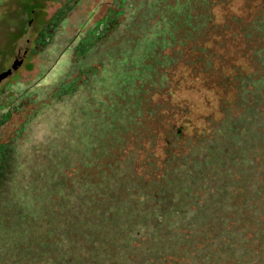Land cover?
<instances>
[{"label": "rangeland", "instance_id": "rangeland-1", "mask_svg": "<svg viewBox=\"0 0 264 264\" xmlns=\"http://www.w3.org/2000/svg\"><path fill=\"white\" fill-rule=\"evenodd\" d=\"M186 2L0 0V72L13 67L0 79V264H172L181 253L208 264L264 223V76L245 80L211 139L164 145L155 94L196 32ZM223 40L215 59L243 52L233 64L248 71L251 46ZM214 91L175 102L200 120ZM177 148L187 154L170 156ZM153 242L166 244L163 261Z\"/></svg>", "mask_w": 264, "mask_h": 264}, {"label": "trees", "instance_id": "trees-1", "mask_svg": "<svg viewBox=\"0 0 264 264\" xmlns=\"http://www.w3.org/2000/svg\"><path fill=\"white\" fill-rule=\"evenodd\" d=\"M241 1L238 5H230V3L226 4L225 0H188L183 5L186 8L183 11L187 15L195 14L192 21L197 24L196 32L190 42L186 43L182 49L177 47L180 54L170 68V80L166 89L161 94H155L164 97V104L167 105L168 118L165 122L168 124V131L166 132L168 135L162 139L164 145H167L168 148L174 149L178 143H182L184 146L185 143L193 144L211 139V134L215 133V130L219 131L220 124L228 117L227 113L237 101L239 88L244 85L245 80L255 82L264 76L250 63L253 59L264 61V0ZM52 19L53 16L47 20V25L52 22ZM234 20L239 23L236 31H232L233 26L229 24ZM47 25L45 24L42 29H46ZM227 33L228 36L233 35V37L243 39L242 42L251 46L248 49L250 59L246 62L248 71H245L246 69L242 68L241 65L233 64L238 57L244 55L243 52H240L237 56L234 54H237V52H234L233 56L231 53V57L228 54L232 62L228 65H222L215 59L214 54H218V52L213 51V46L221 48L224 43L223 39L226 40ZM199 37L202 40H197ZM195 85H198V87L195 88ZM187 89L202 92H210L216 89V92L214 91L216 95L215 105L210 106L213 110L203 114L200 120H193L189 115L191 106L183 103L180 108L175 102L178 99L177 94ZM203 100L205 99L203 98ZM176 108L181 111L177 116L173 112ZM205 109L208 108L205 106ZM182 153L185 152H181L178 148L172 153L169 152L170 156L174 157L176 155L180 156ZM1 155L2 151L0 152V160ZM172 168L176 170L174 166ZM3 181L2 178L0 185ZM231 223L232 226L227 231L240 233L241 227H237L234 222ZM247 231H250L253 237L250 241L245 245L238 246L227 241V248L219 249L216 261L208 262V264H264V223L258 225L251 220ZM159 243L153 242L152 244L155 250L159 249V260L163 261L162 255L168 249H166V244ZM169 259L173 262L172 264H207L204 257L199 256L195 260L184 256L182 253L176 254L173 258L167 259L166 257L164 261ZM133 262L134 264H140L137 260Z\"/></svg>", "mask_w": 264, "mask_h": 264}, {"label": "water", "instance_id": "water-1", "mask_svg": "<svg viewBox=\"0 0 264 264\" xmlns=\"http://www.w3.org/2000/svg\"><path fill=\"white\" fill-rule=\"evenodd\" d=\"M13 67H9L6 70L0 72V79H2L3 77H5L6 75H8L11 71H12Z\"/></svg>", "mask_w": 264, "mask_h": 264}]
</instances>
